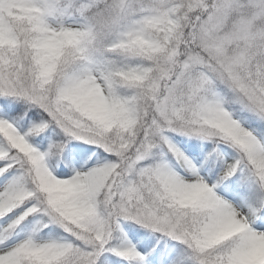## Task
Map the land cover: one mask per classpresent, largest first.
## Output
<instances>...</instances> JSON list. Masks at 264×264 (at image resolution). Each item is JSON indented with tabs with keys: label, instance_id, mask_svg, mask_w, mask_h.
<instances>
[{
	"label": "snow or ice",
	"instance_id": "obj_1",
	"mask_svg": "<svg viewBox=\"0 0 264 264\" xmlns=\"http://www.w3.org/2000/svg\"><path fill=\"white\" fill-rule=\"evenodd\" d=\"M0 264H264V0H0Z\"/></svg>",
	"mask_w": 264,
	"mask_h": 264
}]
</instances>
